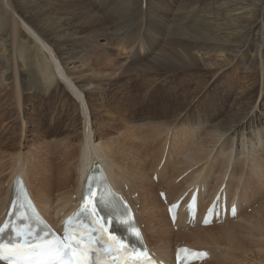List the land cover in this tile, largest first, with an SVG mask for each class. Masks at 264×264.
I'll return each instance as SVG.
<instances>
[{"label": "bare ground", "instance_id": "bare-ground-1", "mask_svg": "<svg viewBox=\"0 0 264 264\" xmlns=\"http://www.w3.org/2000/svg\"><path fill=\"white\" fill-rule=\"evenodd\" d=\"M0 8L4 10L6 18H19L24 29V31L19 30V33H23L28 37V41L38 45L46 57L45 61L49 62L48 65L43 66V74L50 75L49 68L52 64L60 73L62 81L71 89V93L68 90L66 92L78 106L79 112L80 107L77 100L81 101L85 116L84 138L81 157L80 160L78 159V171L72 167L71 148L67 152L66 160H62L59 164H55L56 159L50 160L48 156H45L44 160H27L26 158L23 164H26L27 168L24 165L16 164L7 189L4 188L5 185H0V224L13 199L15 181H17V177H21L23 185L27 187L30 196L47 221L57 230L62 231L66 218L74 214L81 204L82 189L91 167L94 164H101L107 171L115 190L124 195L135 210L147 245L158 260L173 262L176 249L180 246L204 251L194 245L203 246L202 242L208 241H210L208 242L210 246H214L216 241L230 240L234 249L237 252L243 251V254H247V249H245L247 246L251 247L255 244L260 245L259 248H264V204L261 203L257 207L256 216L244 215L245 207L258 202L259 199L255 198L262 194H259L257 189H253L249 185V181L254 180L262 187V183H264L263 99L259 103L258 109L254 111V107L249 114L241 118L237 125L211 144L207 150V156H203L202 150L197 151V156H200L199 162L202 163L204 158L208 160L204 166L200 165L201 167L198 169L192 170L191 168L196 167L193 164H189L186 168L182 166L177 169L172 168L178 165L179 160L175 162L178 159L175 156V158L167 160V163L165 161L166 164L160 170L157 182H155L153 179L155 172L152 177H150V173L157 161L155 159H157L158 153L152 157L153 160L150 159V162H147L142 142V147L138 144L137 150H133L134 147H137L136 144L123 140L122 148L109 153L106 151L105 144L95 143V132L94 129H90V124L91 119L96 117L97 111L96 109L91 110L87 99L86 101L82 100L81 94L86 93L85 86L74 82L71 77L74 72L69 69V65L76 68L77 64H82L90 54L97 55L99 49H105L106 43L100 45L98 41L100 36H104L108 45L112 46L115 41L111 39L112 34L109 33L111 28L108 29L110 21H112L111 17H128L143 13V16L152 20L151 23L161 20L163 24H166L181 15H192L194 20L198 19V22L195 20L196 25L204 32L207 39L203 45L199 46L189 39L173 43V48L195 70L203 63L209 70H212L221 63L218 57L231 54V59L237 61L238 70L248 72L259 66L258 71L263 74L264 0H0ZM85 17L92 20L88 27H83L86 25ZM46 21L52 25H48ZM94 29L97 30L94 31ZM94 32L98 33L94 34ZM134 42V38L125 37L126 45H122L119 49V53L122 50L124 53L130 48L131 51H127L128 56H139L142 59L136 66L129 64L125 68L126 72H131L136 68L145 70L159 50L157 45L152 48H148L145 44L137 47L133 44ZM106 51L108 50L106 49ZM220 68L219 70H222L224 67ZM182 71L190 73V70L187 69L182 68ZM255 73L251 72L250 76H254ZM258 74L260 73L258 72ZM12 85L13 97L17 98L19 85L17 83ZM24 91H30V89L25 88ZM92 126H94L93 122ZM195 136H197L196 132L193 137ZM181 138L183 144H179L178 138L174 141L177 148L181 147V144L186 147L189 143V140L186 141L188 139L186 133L185 135L182 133ZM228 140H231L230 146L227 145ZM151 143L153 146L156 145L153 139ZM43 146L50 149L57 145L45 141ZM112 157L115 160L111 159ZM209 160L210 163H208ZM217 160H219L218 163L213 167ZM200 168L201 170H199ZM170 170L171 172L174 170V172L169 176ZM182 175H184L182 181L177 183V179ZM185 184L188 186L184 187ZM72 187L74 188L72 189ZM191 187H193V191L199 190V207L202 212L206 211L209 204L220 194L218 205L222 201L231 205L235 204L238 207V215L235 218H229L227 209L224 220L214 221L210 226L204 227L202 220L198 221L197 219L195 222L188 220L187 202H185L178 210L177 221L174 224L177 229H175L168 216L167 206L182 199L184 193ZM162 193L165 196L164 200L161 196ZM134 194H138L139 199L133 200ZM138 204H140L139 209L137 208ZM55 213L56 216H54ZM258 213H260L261 219L257 220ZM216 228L219 229L214 230ZM175 230L181 233H175ZM212 232H220V234H216L220 238H216ZM238 232H245V234L241 237V234H236ZM191 234H197L201 238L200 241L187 240L193 241V246L190 244L177 245L182 237ZM205 234H212L214 238L205 236ZM173 236L177 237V241ZM208 244L204 243L205 258L194 264H205L209 261L221 264L218 261L219 254L216 249L209 247ZM222 251L224 250L222 249ZM241 254L239 257L232 256L235 262L245 263ZM259 256L260 254L255 259L257 264H264V258L262 259L261 256L259 258Z\"/></svg>", "mask_w": 264, "mask_h": 264}, {"label": "rangeland", "instance_id": "rangeland-1", "mask_svg": "<svg viewBox=\"0 0 264 264\" xmlns=\"http://www.w3.org/2000/svg\"><path fill=\"white\" fill-rule=\"evenodd\" d=\"M141 14L111 17L108 29L111 28L109 33L115 41L112 46L108 45L104 36H100L98 41L100 45L106 43L105 49H99L97 55L90 54L82 64L78 63L76 68L69 65V69L74 72L71 75L74 82L85 86L86 93L81 94L82 100L87 99L91 110L97 111L90 124V129L95 132V143L105 144L109 153L122 148L123 140L136 144L137 147L133 150H137L138 144L142 147V142L147 162L153 160L152 157L158 153L155 159L157 161L152 167L154 170L150 173L152 177L155 172L153 179L157 182L160 170L167 160L175 156L178 157L175 162L179 161L178 165L172 168H186L193 164L196 167L191 168L192 170L204 166L208 160L204 158L202 163L199 162L197 151L202 150L203 156H207V150L213 142L218 141L230 128L237 125L254 107V111L258 109L262 99L264 103V73L258 71L259 66L248 72L238 70L237 61L231 59V54L218 57L221 63L212 70H209L205 63L195 70L173 48V43L189 39L199 46L203 45L207 39L196 25L195 20L198 22V19L194 20L192 15H181L166 24L161 20L151 23L150 18ZM18 19L6 18L4 10L0 8V185H5V189L16 164L27 168L26 164H23L26 158L44 160V157L48 156L50 160L56 159L55 164H59L66 160L67 152L71 148L72 167L78 171L84 138L85 116L81 101L77 100L79 112L78 106L66 92L68 90L71 93V89L62 81L60 73L52 64L49 68L50 75L43 74V66L49 62L45 61L46 57L38 45L28 41V37L23 33H19V30L24 29ZM84 22L86 25L83 27H88L92 20L85 17ZM46 23L52 25L47 21ZM103 31L105 33V30ZM96 33L98 32H94ZM125 37L134 38L133 44L137 47L144 44L148 48L155 45L159 47L145 70L136 68L131 72L125 71L129 64L136 66L142 60L139 56H128L130 48L124 53L122 50V54L119 53L121 46L126 45ZM220 67L224 68L219 70ZM182 68L190 70V73L182 71ZM253 71H256L255 75L250 76ZM15 83L19 85L17 98L13 97L11 89ZM25 88L30 91H24ZM195 132L197 136L193 137ZM182 133H186V141L189 140L186 147L182 145ZM177 138L179 144L182 143L179 148L174 144ZM195 138L197 139L194 140ZM152 139L156 142L154 146ZM45 141L57 146L46 149L43 146ZM230 143L231 140H228L227 145L230 146ZM111 159L115 160L113 157ZM173 172L174 170H170L169 176ZM184 175L177 179V183L182 181ZM249 185L262 194L255 198L259 199L258 202L245 207L244 215L256 216L257 207L261 203L264 204V183L262 187L252 180ZM187 186L188 184L184 185ZM191 189L193 187L187 192H191ZM138 197V194H134L132 199L137 200ZM137 208H140V204ZM258 219H261L260 213ZM177 231L175 230V233H181ZM214 232V236L220 234ZM212 234L205 236L214 238ZM236 234L243 237L245 232ZM174 238L177 241V237ZM191 239L198 242L201 238L197 234H191L176 243L192 245L193 241H187ZM208 242H202L203 246L194 247L205 250L204 243ZM208 245L216 249L221 264H257L255 259L259 254L264 258V248H259L260 245L245 247L247 254H243V251L237 252L230 240L216 241L214 246ZM240 253L245 263L235 262L232 257H239ZM205 264L216 263L209 261Z\"/></svg>", "mask_w": 264, "mask_h": 264}, {"label": "snow or ice", "instance_id": "snow-or-ice-1", "mask_svg": "<svg viewBox=\"0 0 264 264\" xmlns=\"http://www.w3.org/2000/svg\"><path fill=\"white\" fill-rule=\"evenodd\" d=\"M105 185L106 179L104 184L93 183L90 179L86 186L80 212L96 218V227L91 232L68 231L63 239L43 241L35 246L0 244V260L7 261L8 264H109V261L110 264H155L146 247H137L124 237L109 232L106 226L110 222L109 218L99 214L100 203L107 191ZM96 188L101 189L99 194ZM118 222L125 225L129 234L142 244L139 231L134 230L128 220L120 219ZM70 224L71 218L66 221V225ZM3 231L0 228V232Z\"/></svg>", "mask_w": 264, "mask_h": 264}]
</instances>
